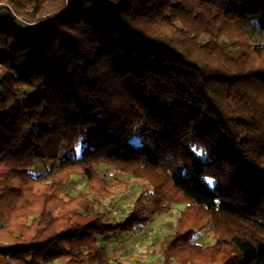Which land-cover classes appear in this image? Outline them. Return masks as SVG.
<instances>
[{"label": "trees", "instance_id": "trees-1", "mask_svg": "<svg viewBox=\"0 0 264 264\" xmlns=\"http://www.w3.org/2000/svg\"><path fill=\"white\" fill-rule=\"evenodd\" d=\"M249 21L264 33V0H0V264H110L99 237L175 206L160 264H264ZM101 165L146 185L118 221Z\"/></svg>", "mask_w": 264, "mask_h": 264}, {"label": "rangeland", "instance_id": "rangeland-1", "mask_svg": "<svg viewBox=\"0 0 264 264\" xmlns=\"http://www.w3.org/2000/svg\"><path fill=\"white\" fill-rule=\"evenodd\" d=\"M243 26L251 47L264 45V33L257 24L249 21L244 22ZM20 99L23 103V99ZM96 170L99 177L106 184V187L100 185L99 187L105 189L101 190V193L105 196L102 201L112 212L107 221H118L122 219L124 212L132 206V203L146 185L142 180L124 174L112 166L101 165ZM67 189L69 195L75 197L80 192L86 193L88 186L80 176L73 175L67 184ZM182 209L183 206L173 207L169 216L158 217L149 227L138 228L132 235L123 233L108 235L103 238L99 237L98 242L106 249L110 264H160L159 246ZM197 243L203 247H207L212 243V235L207 228L202 231Z\"/></svg>", "mask_w": 264, "mask_h": 264}]
</instances>
